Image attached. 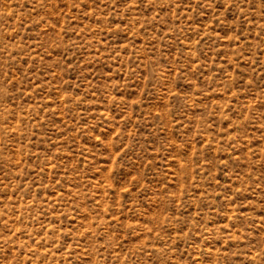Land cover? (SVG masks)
Segmentation results:
<instances>
[{"label": "rangeland", "instance_id": "rangeland-1", "mask_svg": "<svg viewBox=\"0 0 264 264\" xmlns=\"http://www.w3.org/2000/svg\"><path fill=\"white\" fill-rule=\"evenodd\" d=\"M0 264H264V0H0Z\"/></svg>", "mask_w": 264, "mask_h": 264}]
</instances>
